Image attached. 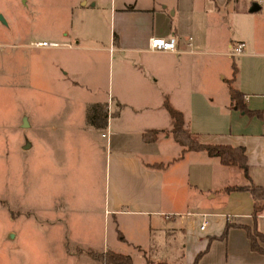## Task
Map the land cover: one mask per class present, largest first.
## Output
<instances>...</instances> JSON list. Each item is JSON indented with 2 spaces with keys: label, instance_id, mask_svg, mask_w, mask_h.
<instances>
[{
  "label": "crops",
  "instance_id": "crops-1",
  "mask_svg": "<svg viewBox=\"0 0 264 264\" xmlns=\"http://www.w3.org/2000/svg\"><path fill=\"white\" fill-rule=\"evenodd\" d=\"M254 3L78 1L76 10L90 12L98 20L62 36L69 34L76 48L87 40L102 42L107 29L103 19L108 16V40L121 54L120 84L112 83L106 96L83 99L79 120L65 122L66 129L74 127L104 139L101 145L93 141L106 151L103 188L83 194L90 203L85 201L76 210L102 217L104 226L103 233L92 232L98 234L96 244L86 242L75 235L67 219L73 208L66 198L60 195L54 199L48 192L43 221L47 228L60 229L58 247L49 250L56 260L108 264L90 251L111 250L128 254L132 264H193L198 255L195 264H264V209L254 215L250 191L234 187L251 182L264 189V1L251 10ZM150 36H174L178 49L151 50ZM240 41L244 42L243 51L233 53L234 44ZM219 54L228 56L230 67L218 70L213 78L205 77L206 59ZM233 62L237 66L233 86L242 93L247 111L236 108L230 99L225 79L233 75ZM71 84L82 83L73 76ZM70 99L76 100V96L70 95ZM165 99L183 113L201 143L243 146L248 177L237 165L223 164L204 149L182 151L183 145L169 132ZM96 102L105 104L108 114L99 126L86 118L88 105ZM149 129L163 131L147 141L143 133ZM44 139L49 151L55 148L50 137ZM187 210L206 213L204 228L199 227L202 217L187 215ZM92 224L93 229H100ZM249 230L261 234H255V244L261 250L252 247Z\"/></svg>",
  "mask_w": 264,
  "mask_h": 264
},
{
  "label": "rangeland",
  "instance_id": "rangeland-1",
  "mask_svg": "<svg viewBox=\"0 0 264 264\" xmlns=\"http://www.w3.org/2000/svg\"><path fill=\"white\" fill-rule=\"evenodd\" d=\"M78 1L0 0V264H65L49 252L58 247L60 229L44 225L48 192L73 208L67 219L75 235L96 244L93 233H103L102 217L76 210L89 201L83 194L103 188L106 151L93 141L101 145L104 139L64 126L79 120L83 99L106 96L112 83L120 84L121 54L111 48L106 15L102 42L87 40L76 48L69 34L62 36L98 20L76 10ZM44 38L69 44L32 43ZM206 60L208 78L230 67L225 55ZM73 76L82 84L72 85ZM73 94L76 100L70 99ZM45 136L56 145L51 151L43 144ZM138 239L143 241L142 235Z\"/></svg>",
  "mask_w": 264,
  "mask_h": 264
},
{
  "label": "trees",
  "instance_id": "trees-1",
  "mask_svg": "<svg viewBox=\"0 0 264 264\" xmlns=\"http://www.w3.org/2000/svg\"><path fill=\"white\" fill-rule=\"evenodd\" d=\"M115 38V33L113 34ZM237 72V66L233 62V75L229 79H225L229 87L230 99L232 104L239 108L240 110L247 111L244 102L242 100V93L233 86V80ZM164 107L169 113L171 128L169 132L173 138L181 145H183L182 151L189 149H204L211 156H218L223 164L227 165H237L240 167L245 175L248 177V166L246 154L243 146H232L229 144H210V143H201L197 135L192 133L188 128V125L185 121L183 113L174 107L168 99L164 100ZM107 110L105 104L103 103H91L87 107L86 118L90 124L99 126L105 122L107 118ZM162 129H149L143 133V137L147 141H152L157 138V135ZM237 188L248 189L254 200V215H257L259 211L264 209V189L258 185H255L250 182L249 185L245 186H234ZM232 187V188H234ZM231 189V187L227 188ZM255 234L261 236L258 232L251 233L249 230V236L251 238V243L253 248L260 249L255 244ZM122 237V236H121ZM261 250V249H260ZM93 255L100 261L108 264H132V259L128 254H123L119 252H114L111 250L106 251L105 253H95L90 251ZM199 255L196 257L193 264L196 263Z\"/></svg>",
  "mask_w": 264,
  "mask_h": 264
},
{
  "label": "built area",
  "instance_id": "built-area-1",
  "mask_svg": "<svg viewBox=\"0 0 264 264\" xmlns=\"http://www.w3.org/2000/svg\"><path fill=\"white\" fill-rule=\"evenodd\" d=\"M252 2H263L264 0H250ZM34 45H48V46H57V45H66L69 44L67 42H58L54 40H35L32 41ZM148 48L151 50H158V51H176L178 49V42L174 36L171 37H159V36H150L148 39ZM244 49V42H236L233 46V53H241ZM262 134L264 136V123L262 126ZM109 131L104 132L103 135L108 134ZM187 215L197 214L202 217L201 223L199 225L200 228H204L206 224V213L205 212H198L193 210H187Z\"/></svg>",
  "mask_w": 264,
  "mask_h": 264
},
{
  "label": "water",
  "instance_id": "water-1",
  "mask_svg": "<svg viewBox=\"0 0 264 264\" xmlns=\"http://www.w3.org/2000/svg\"><path fill=\"white\" fill-rule=\"evenodd\" d=\"M258 8H259V5L257 3H254L253 6L251 7V10H257ZM0 18L1 19L3 18L1 14H0Z\"/></svg>",
  "mask_w": 264,
  "mask_h": 264
}]
</instances>
